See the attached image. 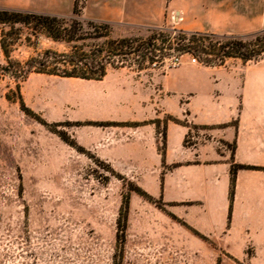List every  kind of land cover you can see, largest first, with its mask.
Masks as SVG:
<instances>
[{"label":"crops","instance_id":"obj_1","mask_svg":"<svg viewBox=\"0 0 264 264\" xmlns=\"http://www.w3.org/2000/svg\"><path fill=\"white\" fill-rule=\"evenodd\" d=\"M67 3L72 7L74 0ZM86 4L91 8L89 18L116 25L160 28L174 22L170 20L174 13L181 18L174 23L186 31L241 36L264 28V0H86ZM33 5L29 0H0V6ZM137 75L126 77L122 93L112 94L104 104L95 101L89 116L126 124H81L73 135L76 142L160 198L192 242L214 244L239 261L249 249L250 261L264 256V58L216 66L181 61L152 74L148 84ZM91 81H105L111 88L117 82L108 72ZM163 116L167 120L160 122V131L155 121ZM194 126L201 133H193ZM232 164L253 168L236 170L230 201Z\"/></svg>","mask_w":264,"mask_h":264},{"label":"rangeland","instance_id":"obj_2","mask_svg":"<svg viewBox=\"0 0 264 264\" xmlns=\"http://www.w3.org/2000/svg\"><path fill=\"white\" fill-rule=\"evenodd\" d=\"M29 1L35 6L0 8L75 16L68 0ZM78 6L77 18L87 32H93L94 26L99 33L108 30L110 38H146L151 33L146 27L109 24L107 28L104 21L89 18L91 8L86 0H78ZM178 26L173 22L161 28L172 32ZM3 28L9 30L0 25V34ZM27 32L23 29L11 47L12 59L24 62L35 55L24 42ZM68 47L40 37L37 51L49 48L62 52ZM156 54L157 63H144L140 71L132 60L108 65L109 76L117 80L112 88L105 81L64 79L35 72L22 80L0 70V264H264V256L248 260L250 249L239 261L220 252L214 244L192 242L180 220L171 216L160 198L149 201L137 194L132 190L138 186L135 180L111 171L108 164L76 142L73 135L81 124L95 122L89 117L96 108L95 101L104 104L112 94L122 93L128 75L138 74L148 84L152 74L177 65L173 55L160 61V52ZM191 57L184 53L179 63L191 61ZM230 61L235 59L225 62ZM6 64L0 48V67ZM17 84L30 113L20 108ZM166 120L163 116L160 122ZM159 127L161 131V124ZM192 131L201 133L197 127ZM62 137L74 141L82 151ZM126 198L129 209L121 241L118 233L121 235L123 221L119 226L117 222Z\"/></svg>","mask_w":264,"mask_h":264},{"label":"trees","instance_id":"obj_3","mask_svg":"<svg viewBox=\"0 0 264 264\" xmlns=\"http://www.w3.org/2000/svg\"><path fill=\"white\" fill-rule=\"evenodd\" d=\"M72 12L75 15L74 17L65 18L44 12L0 8V25L9 27L7 31L3 28L0 34V48L7 61V64L1 66L0 70L22 80L30 72L83 80H101L107 73V66H113L115 61L123 64L128 60H132L138 65L139 70L144 68L142 66L144 63L149 66L155 65L158 61L156 59L157 52H160V61L170 57L173 53L180 52L178 56L189 53L199 63L208 66L221 65L230 58L240 59L242 62H255L264 58V28L246 35L235 36L182 29H173L172 32H169L160 27L151 28V33L146 38L139 36L110 38L108 30L99 33L94 26H92L94 28L93 32L84 30L81 21L77 18L80 15L78 0H74ZM88 23L91 24L92 22L89 21ZM109 24V22L104 21L107 28ZM23 29L28 31L24 37V42L34 49L35 55H31L24 62H21L12 59L10 52L11 47L20 39ZM11 35H14V37H11ZM40 37H45L53 42L64 43L69 47L62 52L49 48L37 51ZM165 49L168 51L163 52ZM19 89L17 84L16 99L20 108L26 113L32 112L26 107ZM170 120L181 122L179 119L172 117H170ZM40 122L47 124L44 121ZM155 123L159 127L160 121L156 120ZM86 124L109 126L125 125L126 123L95 121ZM162 138L160 150L164 146V131H162ZM62 140L82 151V147L74 141L70 142L63 137ZM109 168L114 172L110 166ZM240 168L253 167L241 164L231 165L230 201L233 199L235 173ZM132 190L149 201L153 198L139 186ZM128 209L129 200L126 198L120 207L117 222L119 226L120 222L123 221L121 235L118 233V238L121 241L124 240ZM171 216L174 217L172 214Z\"/></svg>","mask_w":264,"mask_h":264},{"label":"built area","instance_id":"obj_4","mask_svg":"<svg viewBox=\"0 0 264 264\" xmlns=\"http://www.w3.org/2000/svg\"><path fill=\"white\" fill-rule=\"evenodd\" d=\"M181 18L179 17V15L178 14H174V13H172V15H171V20L172 21H178V20H180ZM174 60H175V62H177V65L179 64V58H180V55L178 56V55H173V57H172ZM191 62H197V59L195 58V57H191Z\"/></svg>","mask_w":264,"mask_h":264},{"label":"water","instance_id":"obj_5","mask_svg":"<svg viewBox=\"0 0 264 264\" xmlns=\"http://www.w3.org/2000/svg\"><path fill=\"white\" fill-rule=\"evenodd\" d=\"M178 54H180V52L173 53L172 55H178Z\"/></svg>","mask_w":264,"mask_h":264}]
</instances>
